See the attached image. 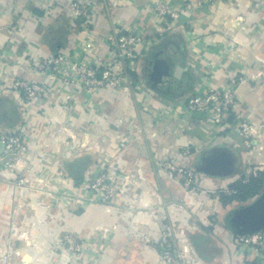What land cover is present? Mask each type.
Here are the masks:
<instances>
[{
	"label": "crops",
	"instance_id": "obj_1",
	"mask_svg": "<svg viewBox=\"0 0 264 264\" xmlns=\"http://www.w3.org/2000/svg\"><path fill=\"white\" fill-rule=\"evenodd\" d=\"M76 1L0 0V132L20 131L25 142L17 168L0 170V245L12 246L11 264H160L153 243L164 223L197 264H264L233 243V233L264 231V184L230 198L235 181L264 172V0L183 11L168 26L151 12L154 0H92L85 20L74 16ZM114 27L146 39L120 91L86 95L34 69L58 51L77 59L90 43L91 56L109 59ZM233 76L245 78L236 96L258 130L249 142L184 109L190 92ZM18 78L47 82V98L24 102L12 88ZM165 158L195 171L193 199L158 166ZM101 170L125 181L123 193L109 206L74 203ZM248 213L255 222L245 231ZM62 231L82 239L81 253L57 249Z\"/></svg>",
	"mask_w": 264,
	"mask_h": 264
},
{
	"label": "built area",
	"instance_id": "obj_2",
	"mask_svg": "<svg viewBox=\"0 0 264 264\" xmlns=\"http://www.w3.org/2000/svg\"><path fill=\"white\" fill-rule=\"evenodd\" d=\"M222 1L224 0H154L150 9L168 26L183 11L212 7ZM91 7L92 0H77L73 5L76 20H85ZM105 41L109 46V59L91 56L89 50L93 49V44L90 43L88 51L77 59L58 51L36 60L33 67L50 81H57L62 85H76L86 95H92L103 87L118 92L127 78V68L139 56L140 50L146 45V39L141 29L124 31L114 27L106 34ZM251 78L254 79L255 76ZM243 80V76H233L221 87L207 88L203 92H190L184 102L185 111L203 115L210 125L226 127L237 137L249 142L258 134V130L243 113L236 96L237 86ZM12 88L20 94L24 102L30 103L45 100L50 85L47 82L18 78L12 81ZM24 149L25 142L20 131L0 132V170L16 169L19 153ZM158 166L170 178L178 180L192 199L195 197L198 182L191 167L176 164L171 158L160 160ZM17 183L19 186L34 188L24 177L18 178ZM124 186L125 181L121 182L118 177L101 170L82 183L79 189L83 195L75 196L74 203L85 200L109 206L123 193ZM175 231L176 228L170 223H164L160 227V236L153 243L160 264H197L192 250L180 242ZM233 243L244 244L264 259V231L233 233ZM56 245L61 252L77 255L83 251L84 243L77 234L62 231L57 236ZM0 248V263L11 264L12 246L7 242L2 243Z\"/></svg>",
	"mask_w": 264,
	"mask_h": 264
},
{
	"label": "trees",
	"instance_id": "obj_3",
	"mask_svg": "<svg viewBox=\"0 0 264 264\" xmlns=\"http://www.w3.org/2000/svg\"><path fill=\"white\" fill-rule=\"evenodd\" d=\"M264 184V172H258L254 177L251 176L248 179H238L231 185V189L234 193L230 198L241 201L245 198L251 197L258 193Z\"/></svg>",
	"mask_w": 264,
	"mask_h": 264
},
{
	"label": "water",
	"instance_id": "obj_4",
	"mask_svg": "<svg viewBox=\"0 0 264 264\" xmlns=\"http://www.w3.org/2000/svg\"><path fill=\"white\" fill-rule=\"evenodd\" d=\"M248 217H249L248 222L240 221V223H241L242 226H243V230H245V231H247V230L249 229V222H250V221L255 222V215L253 216L252 214H249V213H248Z\"/></svg>",
	"mask_w": 264,
	"mask_h": 264
}]
</instances>
